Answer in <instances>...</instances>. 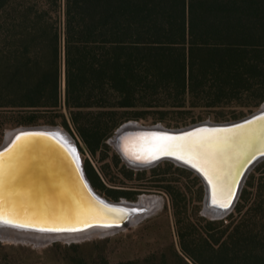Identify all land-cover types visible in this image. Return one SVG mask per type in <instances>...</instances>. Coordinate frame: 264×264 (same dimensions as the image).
Segmentation results:
<instances>
[{"label":"trees","instance_id":"obj_1","mask_svg":"<svg viewBox=\"0 0 264 264\" xmlns=\"http://www.w3.org/2000/svg\"><path fill=\"white\" fill-rule=\"evenodd\" d=\"M263 100L264 0H0V106L30 110L24 125H37L45 113L48 123L60 117L93 155L122 123L146 115L134 108ZM156 112L157 120L168 113ZM162 164L204 184L163 160L150 168L151 185L141 187L169 193L184 257L193 264H264V160L219 219L191 217L186 192L164 177ZM86 169L94 186L97 180L106 188L89 163Z\"/></svg>","mask_w":264,"mask_h":264},{"label":"water","instance_id":"obj_2","mask_svg":"<svg viewBox=\"0 0 264 264\" xmlns=\"http://www.w3.org/2000/svg\"><path fill=\"white\" fill-rule=\"evenodd\" d=\"M263 119L264 101L251 113L227 121L207 119L180 127H166L160 123L142 124L134 120L127 121L114 131L110 141L122 160L131 168L145 169L160 161L170 160L194 171L201 178L205 187L203 210L207 212L212 208L210 199L211 196L214 198L216 193L214 184L217 181L214 175L215 171L209 167L210 161L199 155L193 156L191 153L180 151L177 154L184 156V159H177L173 155H161L159 150L149 157H138V159L132 157L133 160H130L120 150L118 141L129 134L156 135L158 137L167 135L175 139V137L196 135L213 130L231 131L248 125L254 126L253 131L248 130L241 134L240 142L244 146L247 145L248 149L236 156L239 161V169L235 179L228 186V192L234 193L230 197L231 204L228 208L217 209L219 213L211 214L223 216L234 207L251 169L264 159V143L256 140V138H262L254 136L255 132L260 130L259 121ZM61 134L66 135L67 139L69 138L72 152L56 136ZM17 136H20L21 139L17 140ZM164 142L162 141V143ZM7 155L10 156L4 163L2 175H0V203L3 205V212L7 218L13 221L12 224H27L30 229L48 234L47 237H43L47 241L79 239L95 232L116 231L136 221L144 214V211L137 207V202L114 201L95 190L86 174L74 140L70 133L60 126L22 125L7 130L3 142L0 144V161H4ZM154 156L157 158L153 159ZM185 160H193L197 163V167L186 163ZM80 206L82 209L85 208V211L88 208V212L78 217H71L69 212L75 211ZM52 227H76L81 230H40Z\"/></svg>","mask_w":264,"mask_h":264},{"label":"rangeland","instance_id":"obj_3","mask_svg":"<svg viewBox=\"0 0 264 264\" xmlns=\"http://www.w3.org/2000/svg\"><path fill=\"white\" fill-rule=\"evenodd\" d=\"M64 83L63 77L62 89ZM245 103L244 101L241 103L231 101L216 107H192L189 103L180 108L138 107L134 109L146 111V115L127 121L134 120L142 124L160 123L166 127H180L207 119L212 121L238 119L261 105L247 106ZM158 109L168 111V113L162 114L165 117L164 120L155 119L157 115H160L156 112ZM29 111L27 108L0 106V144L4 140L7 130L24 125L21 122L25 121ZM62 111L67 114L64 107ZM233 114H237L239 117H231ZM41 115L42 117L36 124L57 125L70 133L86 174V164L89 163L100 175V179L106 187H97L100 185L97 180L94 186L87 174L98 193L114 201L127 200L131 202H138L144 195H154L159 196L161 205L151 212H143L144 214L140 218L121 229L108 233H94L79 239L47 241L38 236L27 235L23 238H10L0 235V264H111L130 260H135L136 264H185L186 261L193 264L180 251L175 214L177 210L172 204L169 193L164 189H142L145 185L148 187L151 185V167L145 168L147 171L141 175L138 171L144 169L129 167L110 141L113 134L106 137V145L102 144L93 155L81 136L74 131L71 123L72 132L62 124L60 117L56 118V122L52 124L46 122V117H43L46 113ZM128 168L133 172L127 170ZM262 168L264 169V166ZM161 170L165 172L164 177H168L173 182L176 181L186 192L188 214L191 217L194 218L195 213L198 212L199 215L207 219H219L226 217L233 210L232 208L223 216L205 212L203 210L205 189L200 183L195 181L192 176L176 170L168 164H162ZM108 189H117L121 192H118V196L114 197L108 195ZM177 253L182 255L183 259L177 256Z\"/></svg>","mask_w":264,"mask_h":264},{"label":"bare ground","instance_id":"obj_4","mask_svg":"<svg viewBox=\"0 0 264 264\" xmlns=\"http://www.w3.org/2000/svg\"><path fill=\"white\" fill-rule=\"evenodd\" d=\"M261 125H258L260 128L259 131L255 132V137H260L262 139H257L258 142L264 143V119L259 121ZM253 127L247 126L241 129L236 128L234 130H213L202 132L193 137H208L211 140H219V141H227V143H221L216 145L214 150L216 152V158L214 161H210L209 167L215 171V177L217 178L216 183L214 184L216 193L214 194V198L210 199V206L216 209H209L207 212L209 214H217L219 213L217 209H221L218 204L224 201V197L220 195L221 189L224 192H228V186L232 183V180L235 179L237 175V171L239 169V161H237L236 156L240 155L242 152L247 151V145H243L240 142L241 134L248 132V130H252ZM58 139L64 144V146L72 152V147L66 137V135H56ZM263 136V137H262ZM156 135H138V134H129L125 135L118 141V145L122 153L126 158L133 160V158L138 159L141 157H149L157 150H159L160 145L166 143H162L160 139L157 138ZM180 137H175L174 140L179 141ZM9 140V139H8ZM160 140V141H159ZM161 144H160V143ZM256 151V150H255ZM10 155L4 159V161H0V167H3L6 160ZM133 157V158H132ZM216 166V167H213ZM211 187V186H210ZM216 199L217 203H213V200ZM161 199L159 196L154 195H144L142 196L138 202L136 203L137 207L142 209L144 212H151L155 210L160 204ZM88 212V208L85 211V208H77L75 211H70L71 217L81 216L83 213ZM142 216V215H141ZM97 233V232H95ZM0 235L6 236L10 238H23L24 236H38V237H47L48 234L41 233L35 229H30L29 227L20 228L15 226V224H4L0 222Z\"/></svg>","mask_w":264,"mask_h":264},{"label":"snow or ice","instance_id":"obj_5","mask_svg":"<svg viewBox=\"0 0 264 264\" xmlns=\"http://www.w3.org/2000/svg\"><path fill=\"white\" fill-rule=\"evenodd\" d=\"M158 139L165 141L166 143L162 144L159 148V153L161 155H173L176 156L177 159H184V156L178 155L177 152H186L191 153L193 156H201L206 158L208 161H214L216 152L214 150L216 145L221 143H227V141H219V140H211L208 137H193V135H186L184 137H180L179 141L174 140V138L169 137L167 135H161L157 137ZM17 140L21 139L20 136L16 137ZM157 157H153L155 159ZM186 163H191L193 167H197V163L193 162V160H185ZM0 175H2V167H0ZM234 193L224 192L222 189L220 191V195L225 198L224 202H220L218 204L219 207L228 208L231 204V195ZM213 203H217V200L214 199ZM0 222L4 224H12L13 221L7 218L3 212V205L0 203ZM15 226L20 228L29 227L27 224H16ZM87 226V225H85ZM41 231H80V228L76 227H52V228H42Z\"/></svg>","mask_w":264,"mask_h":264}]
</instances>
